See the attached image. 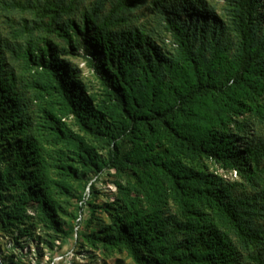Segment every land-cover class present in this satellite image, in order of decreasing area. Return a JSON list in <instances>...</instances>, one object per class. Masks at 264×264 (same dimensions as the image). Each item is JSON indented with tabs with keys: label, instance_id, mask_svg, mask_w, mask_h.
I'll use <instances>...</instances> for the list:
<instances>
[{
	"label": "trees",
	"instance_id": "obj_1",
	"mask_svg": "<svg viewBox=\"0 0 264 264\" xmlns=\"http://www.w3.org/2000/svg\"><path fill=\"white\" fill-rule=\"evenodd\" d=\"M223 2L225 19L204 0H0L1 234L76 233L132 264H264V0ZM104 172L115 192L96 203Z\"/></svg>",
	"mask_w": 264,
	"mask_h": 264
},
{
	"label": "rangeland",
	"instance_id": "obj_2",
	"mask_svg": "<svg viewBox=\"0 0 264 264\" xmlns=\"http://www.w3.org/2000/svg\"><path fill=\"white\" fill-rule=\"evenodd\" d=\"M205 4L210 5L216 15L225 19L223 0H204ZM139 22L147 23V26L156 32L158 39H163L165 49L172 48V42L167 30L163 28V23L159 19V15H155L151 6L146 5L136 12ZM182 18L189 17V12H182ZM68 59L79 69L80 76L83 77L90 87L96 88L97 82L93 78L92 70L86 64L85 60L78 55H69ZM218 173L229 179L237 178L235 172L224 171L217 166L210 167ZM112 175L104 172L99 176L91 175L89 183L93 182L98 190L95 202L101 203L115 192V186L112 184ZM71 204L66 206L67 211H73L76 200L72 199ZM90 216V207L84 205L80 212L79 224L71 221L65 216L69 226H73L74 230L81 229L85 225L86 219ZM89 231V229H86ZM41 237H45L44 230L40 232ZM43 239V238H42ZM0 256H4L9 264H132L131 260L124 253L114 252L112 254H103L98 249L89 246L80 247L76 243V233L66 239H55L48 243L43 240H20L16 244L8 235L0 233ZM11 259V260H10Z\"/></svg>",
	"mask_w": 264,
	"mask_h": 264
},
{
	"label": "water",
	"instance_id": "obj_3",
	"mask_svg": "<svg viewBox=\"0 0 264 264\" xmlns=\"http://www.w3.org/2000/svg\"><path fill=\"white\" fill-rule=\"evenodd\" d=\"M0 264H4V263L1 261V259H0Z\"/></svg>",
	"mask_w": 264,
	"mask_h": 264
}]
</instances>
